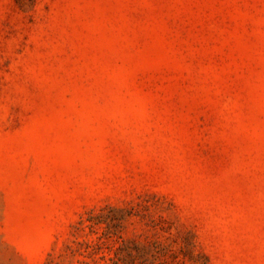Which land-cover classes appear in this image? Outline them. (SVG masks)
Returning <instances> with one entry per match:
<instances>
[{"label":"rangeland","instance_id":"obj_1","mask_svg":"<svg viewBox=\"0 0 264 264\" xmlns=\"http://www.w3.org/2000/svg\"><path fill=\"white\" fill-rule=\"evenodd\" d=\"M0 264H264V0H0Z\"/></svg>","mask_w":264,"mask_h":264}]
</instances>
